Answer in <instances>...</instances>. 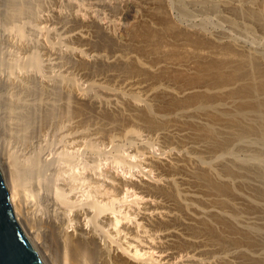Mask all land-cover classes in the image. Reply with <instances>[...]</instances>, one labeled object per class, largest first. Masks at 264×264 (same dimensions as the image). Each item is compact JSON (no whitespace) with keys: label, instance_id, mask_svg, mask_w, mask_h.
Instances as JSON below:
<instances>
[{"label":"bare ground","instance_id":"1","mask_svg":"<svg viewBox=\"0 0 264 264\" xmlns=\"http://www.w3.org/2000/svg\"><path fill=\"white\" fill-rule=\"evenodd\" d=\"M54 1L33 16L0 0V162L48 264H264V0ZM174 6L217 11L227 30L183 26ZM50 16L76 26L54 43ZM70 62L125 86L100 96L63 70ZM91 109L150 140L100 151L79 130ZM208 239L223 252L213 263L201 258Z\"/></svg>","mask_w":264,"mask_h":264},{"label":"rangeland","instance_id":"2","mask_svg":"<svg viewBox=\"0 0 264 264\" xmlns=\"http://www.w3.org/2000/svg\"><path fill=\"white\" fill-rule=\"evenodd\" d=\"M24 1L28 5L30 13L34 14L33 16H37V15H39V13L40 14L41 13L42 14L49 13V15H51L50 12H52L55 8L59 7L58 4L54 0H24ZM79 1L85 5V4H89L91 2H94L95 0H79ZM62 8L66 9L65 11L70 13V9L68 7L62 6ZM173 9H174L172 11L173 17L175 18L177 23H179L183 26H191L192 24H196L199 21L203 20V21H205V26L207 29L211 30V29H214L217 27H222V28L227 30V23L224 22V20H222L219 17L220 13H218L217 11H213L210 9L204 10V8L199 9V8H195L193 6L192 7L188 6L186 8L187 12L184 11L183 13L176 6H174ZM35 14H37V15H35ZM68 19L69 18H67L66 20H57L53 16L49 17V23H47V24H49L48 27L50 29L49 34H48L50 41H52L54 43L59 42L61 39L60 38L61 35H62L61 37H63L65 34H68L72 29L75 28L76 24L72 20L68 21ZM6 25H7L6 22H4L3 20L0 21V35H2L4 33ZM255 31H257V30H255ZM255 31L254 30L253 31L252 30H246L244 28H236V29H234V35H236L239 39H241L243 41L258 42L260 39L258 38L259 36L258 37L256 36V35H258V32H255ZM255 33H257V34H255ZM80 42L81 41L73 40L74 45L79 44L80 46H82L81 48H83V47H84V49L88 48L90 51L92 50V51L98 52V51H101V49L103 48L101 46V43L98 41H96L92 44L91 43L88 44V43H84V42L80 43ZM79 45H77V46H79ZM92 45H93V47H92ZM0 51H1V46H0ZM73 65L74 64H72L71 62L69 64L66 63V65H63V70H65V72L67 74L71 73L72 75L70 74V76H73V77L76 76L77 79H79L78 81H80L81 86L84 87V86L88 85L90 90H94V91L98 92V94L100 96H102L101 92L103 91L102 89H104V87H105V89H108L107 92H112V91H118L120 88L125 86L124 83H126V80L123 79L122 77L119 79L120 75H118V74L111 77L110 75H108L109 74L108 71L100 70V68L98 70V68L95 66H94L95 69L93 67H88V68H86V67L82 68L81 67V69H78L80 66H76V65L73 66ZM103 72H104V74H103ZM109 78H110V80H109ZM90 111L92 113H91V116L89 118V121H86L84 124H82L81 128L79 130H80V132H81V130L83 132L89 131L92 134V137L97 139V141H98L97 144L99 145L98 148L100 149V151H101V148H104L106 146L105 148L107 150H109V148H111L112 151H111L110 155H112V156L114 155V153H115V155L118 153V151H117L118 149L119 150L121 149L122 150V151L120 150L121 152L125 151L123 153H127L128 151H130V149H132L135 146V143L137 145L138 143H140L139 141L150 140V139H146L147 137H143V136H145L144 135L145 132H143V136L139 137V139H133V140H135V142H133V140H130V138L128 137V134L126 133L129 126L125 127L126 129L120 128L118 126H115V127L113 126L112 129L110 128V130H109L107 127L108 125L104 122L102 117L97 116L96 112L93 111L92 109ZM100 121H102V122H100ZM96 126L100 127V128L98 127L99 128L98 133L93 132V129ZM85 138H88L87 134H85ZM104 144H105V146H104ZM111 145H113V146H111ZM118 145H119V147H118ZM54 147L55 146L49 147L47 149V151H50ZM157 148H158V146L156 144H154V145L152 144L150 147V149L151 150L153 149L155 151V153H159ZM115 151H117V152H115ZM236 153L240 157H246L245 154H247V155L250 154V152H248L245 149H241V150L239 149V150H237ZM99 154H100V156H99ZM99 154H97V155L100 158L105 157V154H103V153H99ZM124 167H126V166H124ZM119 169H121V168H119ZM133 171H137V168L134 167ZM190 203L192 204V206H194L196 208H201L204 210L205 209L206 210H209V209L212 210V208L213 209L216 208L215 207L216 205L213 202H209V201L207 202L206 200H193ZM207 241H208L207 242L208 245L206 244V246H207V247H205L206 251H204V253H202L203 255H201V258L202 259L204 258L203 259L204 261H206V259H207L206 262L213 263L216 261V259L219 258L218 257L219 255H223V252H222V249L220 247H218V245L215 242L213 243L211 239H208ZM210 241L212 242L211 244H210ZM192 247L193 246H190V245L189 246H186V245L182 246V244H175V245H172L170 247V249H171V251L181 250L182 252L179 251L180 253H184V252L185 253H188V252L189 253H195L200 249V248L197 249V247H193V248ZM181 248H183L184 251ZM187 250H189V251H187ZM216 250H219V252ZM220 252H222V253H220Z\"/></svg>","mask_w":264,"mask_h":264},{"label":"water","instance_id":"3","mask_svg":"<svg viewBox=\"0 0 264 264\" xmlns=\"http://www.w3.org/2000/svg\"><path fill=\"white\" fill-rule=\"evenodd\" d=\"M0 264H48L30 234L1 162Z\"/></svg>","mask_w":264,"mask_h":264}]
</instances>
